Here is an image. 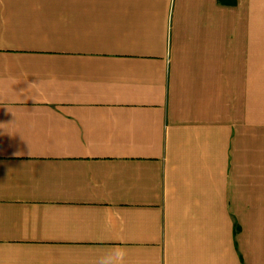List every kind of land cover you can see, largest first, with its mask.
<instances>
[{"label":"crops","instance_id":"1","mask_svg":"<svg viewBox=\"0 0 264 264\" xmlns=\"http://www.w3.org/2000/svg\"><path fill=\"white\" fill-rule=\"evenodd\" d=\"M264 264V0H0V264Z\"/></svg>","mask_w":264,"mask_h":264},{"label":"clouds","instance_id":"2","mask_svg":"<svg viewBox=\"0 0 264 264\" xmlns=\"http://www.w3.org/2000/svg\"><path fill=\"white\" fill-rule=\"evenodd\" d=\"M126 257L127 251L120 248L119 250L102 257L98 264H127Z\"/></svg>","mask_w":264,"mask_h":264}]
</instances>
